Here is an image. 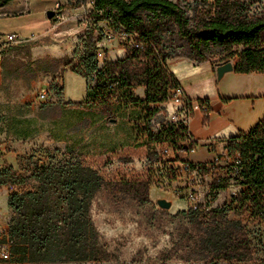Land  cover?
I'll return each instance as SVG.
<instances>
[{"label": "trees", "instance_id": "1", "mask_svg": "<svg viewBox=\"0 0 264 264\" xmlns=\"http://www.w3.org/2000/svg\"><path fill=\"white\" fill-rule=\"evenodd\" d=\"M12 1L0 0V7ZM92 14L108 22L110 33H126V39L120 42L127 54L116 60L105 56L101 63L99 43L109 33L94 28L86 37L78 61L55 59L57 64H72L71 70L87 81V98L68 104H95L111 120H116L121 107L141 108L142 120L135 125L138 138L150 147L156 163L172 180L178 162H193L179 152L188 149L184 143L186 126L176 127L164 121L160 126L154 125L158 119L157 104L169 101L176 88L181 87L168 67L169 60L187 56L203 61L225 54L229 61L238 54L236 72H264V12L240 18L221 8L215 15L205 14L192 21L179 1L95 0ZM240 46L243 49L237 53L235 48ZM58 80L49 89L55 98H60L64 90ZM139 86L145 87L144 98L135 93ZM197 101L209 108L208 100ZM167 142L176 152L170 159L160 153ZM154 145L156 149L152 148ZM229 147L231 153L241 152L237 168L229 164L223 171L227 176L217 174L210 183L214 199L226 190L229 201L221 207L201 208L195 215L201 228L198 243L207 253L199 264H264V259L256 258L257 241L258 250L264 251V120L250 131L231 137ZM56 153L62 156L40 162L29 175L9 164L0 166V185L9 190V235L13 241L10 264L99 262L107 252L91 216L97 194L109 189L150 201L154 183L151 178L107 181L84 156L62 152L59 147ZM207 164H199L202 171L213 172ZM32 180L34 185L30 186ZM232 181L238 188L236 193L230 191Z\"/></svg>", "mask_w": 264, "mask_h": 264}, {"label": "rangeland", "instance_id": "2", "mask_svg": "<svg viewBox=\"0 0 264 264\" xmlns=\"http://www.w3.org/2000/svg\"><path fill=\"white\" fill-rule=\"evenodd\" d=\"M177 1L192 21L210 14L209 8L197 0ZM55 2L56 0H13L0 7V35H35L34 40L23 44H8L0 64L3 79L0 86V105L13 106L12 112L22 117L26 115L32 118L36 108L43 103L40 93L44 89H50L46 87V83L51 81L50 76L54 71L66 70L64 93L67 97L78 96L79 91L83 90L84 78L71 70L72 64L66 66L64 62L57 64L54 60L73 58L75 62L78 61L84 51L88 33L94 28L104 33H109L111 29L107 21L98 19L89 12L86 0H63L59 7L51 8L65 14L67 20L63 23H58L56 18L48 19L46 13ZM115 37L118 46H121L118 34ZM235 49L239 53L243 47ZM237 58L238 54L229 61H236ZM213 59L224 61L227 57L225 54H218ZM58 81L61 83V76ZM17 106L23 108L17 110ZM5 110L8 108L0 109V116ZM156 120L155 126L158 122ZM56 148L43 146L42 153L36 155L35 159L23 157L21 162L27 172L22 173L29 175L28 171L34 170L40 162L50 161L56 156L61 157L62 153H56ZM152 148L156 149V146ZM150 151V147L144 145L143 140H138L137 146H130L123 152L95 158L84 157L107 181L151 178L154 182L150 188L149 202L109 189L97 194L93 200L91 216L100 232L107 255L99 262L84 263L199 264L205 261L207 253L199 246L201 228L195 217L201 207L193 206L189 199L175 190L176 187L186 188L184 180L173 183L171 187L164 185L168 176L160 169L156 156ZM29 183L30 186L34 185V180ZM163 198L171 202L167 209L157 203L158 199ZM227 201L229 191L223 190L211 206L221 207ZM0 215H9L7 196L2 191ZM257 243L258 241L256 258L264 259V251L258 250Z\"/></svg>", "mask_w": 264, "mask_h": 264}, {"label": "crops", "instance_id": "3", "mask_svg": "<svg viewBox=\"0 0 264 264\" xmlns=\"http://www.w3.org/2000/svg\"><path fill=\"white\" fill-rule=\"evenodd\" d=\"M61 1L63 0H56L50 9L55 8ZM99 45L108 60H116L127 54L123 45L118 46L113 32H109ZM236 61L232 62L233 69L226 71L221 77L217 68L228 62L226 60L197 61L187 56H177L168 62L170 71L187 98L206 99L209 102V113L205 115L201 110H195L189 122V132L198 141L196 151L183 152L181 156L196 164H207L214 158V148L222 154L221 173H224V166L233 156L229 139L250 131L264 120V72H236ZM64 72L66 70L54 71L46 87H50L61 76L65 88ZM84 80L83 90L79 91L78 96L67 97L63 90L60 98L51 96L49 100L42 101L32 118L16 115L12 112L13 106L0 105V109L9 110H5L0 116V166L9 164L17 171L25 173L27 170L21 159L25 156L35 159L36 155L42 153L43 146H56L63 151L80 154L86 159L123 152L130 146H137L140 139L135 125L142 120L141 108L138 106L119 108L116 120H111L95 104H68L82 102L87 98L88 85L85 78ZM2 83L0 74V86ZM135 93L144 98L145 87H137ZM157 106L158 120L178 109V105L169 101L158 103ZM16 108L20 110L23 107ZM205 176L209 181L212 179L209 171L205 172ZM0 191L6 194L8 205V188L0 185ZM10 218L9 208L7 217L0 215V223L9 228Z\"/></svg>", "mask_w": 264, "mask_h": 264}, {"label": "built area", "instance_id": "4", "mask_svg": "<svg viewBox=\"0 0 264 264\" xmlns=\"http://www.w3.org/2000/svg\"><path fill=\"white\" fill-rule=\"evenodd\" d=\"M89 6V12L92 14L95 10V0H86ZM177 1V0H174ZM203 5L209 8V13L215 15L217 11L221 8H225L230 14L238 15L240 18H252L257 15H261L264 12V0H197ZM59 7V5H57ZM55 18L58 23H63L67 20L65 14L60 10L56 12ZM111 36H114L111 34ZM120 40L126 39V33L118 34ZM35 35L31 37H23L16 33H10L6 35H0V64L3 61V57L6 52V46L8 44H23L25 42L34 40ZM98 58L102 63L105 59V54L102 49L98 50ZM52 95L49 90H42L40 93V98L42 101H47ZM55 98V97H51ZM169 102H173L178 105V109L175 110L172 114L162 117L158 121L157 125L160 126L162 121L170 122L176 127L186 126L188 128L189 122L195 110H201L205 115L209 113V108L205 103H201L197 100L188 101L187 97L184 94L182 87L176 88L172 97L169 99ZM184 143L187 145V150H179L180 153L189 152L193 153L196 151L198 141L195 137L187 130V135ZM215 155L213 160L207 164V167L212 169V178L220 174L222 177L227 176L226 173L220 172V163L222 161V154L213 148ZM160 153L164 159H170L171 157L176 156L175 149L173 145L169 142L164 143L160 148ZM233 156L224 167H228L229 164H232L236 169L237 165L241 159V152L235 150L232 153ZM179 180H184L186 182V188H178L175 190L185 196L187 199L192 202L193 206L205 208L206 206L210 207L214 202L213 194L211 191L210 181L205 176V172L202 171V167L199 164H194L189 161H180L178 162L177 174L174 179L171 180L170 176L164 181V185L169 187L173 186V183L178 182ZM237 186L235 182L232 181L230 186V191L236 193ZM229 190V188H228ZM207 200V201H206ZM12 244L13 241L9 235V228L0 223V264H10L12 258Z\"/></svg>", "mask_w": 264, "mask_h": 264}, {"label": "water", "instance_id": "5", "mask_svg": "<svg viewBox=\"0 0 264 264\" xmlns=\"http://www.w3.org/2000/svg\"><path fill=\"white\" fill-rule=\"evenodd\" d=\"M55 10L54 9H49L46 13L48 19H53L55 17ZM233 69V63L231 61H228L226 63H223L217 68L218 75L221 77L226 71L232 70ZM157 203L160 207L162 208H169L171 206V202L166 200V199H158Z\"/></svg>", "mask_w": 264, "mask_h": 264}]
</instances>
